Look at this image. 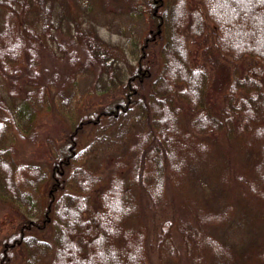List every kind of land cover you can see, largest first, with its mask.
<instances>
[{"label": "rangeland", "instance_id": "1", "mask_svg": "<svg viewBox=\"0 0 264 264\" xmlns=\"http://www.w3.org/2000/svg\"><path fill=\"white\" fill-rule=\"evenodd\" d=\"M44 1L51 8L57 5L52 25H56L58 29L57 37L53 41L47 40L48 43L39 48V82L50 92L42 93L45 89L36 90L30 96L31 88L22 74L9 76L4 72L5 66L16 59V53L12 49L9 50L8 59H0V151L3 155L5 151L8 152L6 154L15 163L14 166H22V171L18 172L16 178L29 173L24 168L25 165L47 171L60 151L67 150V143L72 136L69 134L74 132L75 139L72 138V141H76L79 147L86 146V163L80 166L83 170H88L93 176L91 178L100 179L107 187L115 188L116 179H123L125 176L135 178L137 183L134 184L128 203L133 215L126 222L143 236L146 264H211L214 255L209 248L205 249V245L188 246L189 243L186 245L184 238L195 235L196 227L199 228L198 221L202 222L203 217L209 214L214 217L225 205L230 207V219L224 217L207 222L204 225L207 233L215 239L224 237L235 251L240 247L246 249L244 259L248 264H264V184L254 182V185H250L259 175L258 167L254 169L255 176L248 186L239 183V179L247 183L248 171L244 169L251 168V163L244 162L243 152L237 145H230L234 142L232 138L218 131H210L208 126L203 127L205 124L200 119L195 121L187 118L189 114L173 111V114L176 112L174 130L181 135L186 129L189 136L184 141L178 136L174 142L167 141L161 136L159 115L160 111L167 108L163 104L155 105V102H151L153 98L149 94L143 96L140 89L137 95L139 98L132 102L135 107L132 112L122 117L118 110L113 112L117 104L122 102L123 95L120 93L121 86L115 81L116 84H112L106 70L112 68L117 77L125 74V80L136 69L137 60L133 59L134 54H130L128 48L131 45L130 38L136 40L135 55L144 56L143 63L146 67L152 65L153 61H157L156 65L160 63L162 66H170L172 58L167 52L166 56L160 52L163 49L158 42L162 38L167 39L163 29L169 32L173 30L174 17L169 15L175 14L174 6L161 11L158 7L163 4V0H85L91 9L86 8L84 11L82 7L69 5L67 0ZM4 2L5 0L2 4ZM202 2L203 0H188V7L201 9ZM218 2L222 7L231 3L230 0ZM232 9L237 13L235 8ZM163 13L168 18L164 16L165 20L161 25L158 20ZM128 20L132 21V28L125 25ZM123 24L127 27L124 30L119 27ZM250 28L249 25L245 27L246 30ZM91 37L100 41L98 51L103 52L98 56L97 69L89 63ZM256 37L257 35L254 36L255 39ZM208 38L211 41L213 37L208 34ZM187 40L192 59L198 61L202 56V45H199L201 41L198 42L189 35ZM84 43L87 46H83ZM106 48L113 53L110 60H105ZM114 52H117L116 55ZM226 56L227 61L222 60L225 66L222 71H216L217 76L212 63L207 61L205 65L212 72L208 81L207 98L215 105H220L222 97L231 93L233 65L231 57ZM100 66L103 67V72L98 77L97 70L99 71ZM121 70L124 73H120ZM158 78L159 75L155 72L139 80L144 88H148L146 94L150 92L151 85L152 90H157ZM138 88L139 84L135 89ZM10 93H15L16 96H11ZM26 100L31 102L27 104V110L21 108L23 113L17 114L21 116L18 117L16 112L19 108L15 107H20ZM8 108L14 110V114L8 112ZM103 108L114 114L109 117L104 115ZM97 109L102 115L90 118L84 125L77 127L85 115H97ZM142 110L145 113L141 114ZM146 114L148 115L143 118L142 115ZM13 116H17V119L15 117L13 120ZM157 143H162L169 150L164 151L167 162L160 163L157 184L154 183L155 176L148 170L149 166L142 165L143 171L148 173L147 177H151L148 178L150 183H142L141 177L136 178L139 174V160ZM195 157L198 158L197 161L194 160ZM198 161L199 165L190 180L186 172L190 163ZM1 170L4 174L7 173L4 168ZM77 185L71 181L69 187ZM2 187L4 185L1 184L0 188ZM252 188L259 190L262 197H258ZM52 190L50 184L45 187L42 184L37 194L45 199L46 195L52 194ZM9 195L6 199L0 198V254L5 253V245L13 246L16 243L17 239L13 240L14 230L20 228L18 225L21 222L18 216L20 210L16 207H24L21 203L11 201ZM11 203L16 207L6 206ZM43 207L41 204L40 213L26 220L33 221L36 218L37 221L44 222ZM45 215L47 218L48 214ZM164 237H167L165 241ZM17 251L20 263L24 264L26 251L22 248ZM164 252L172 256L168 258V262H165ZM225 252L232 255L230 247L225 248Z\"/></svg>", "mask_w": 264, "mask_h": 264}, {"label": "trees", "instance_id": "2", "mask_svg": "<svg viewBox=\"0 0 264 264\" xmlns=\"http://www.w3.org/2000/svg\"><path fill=\"white\" fill-rule=\"evenodd\" d=\"M3 1L0 0V59H8L10 49L16 53V59L11 60L6 65L7 68L5 66L4 72L9 76L22 74L31 88L30 96L36 90L42 89H45L42 93H49L48 88H44L39 82L41 78L39 48L44 47L48 43L47 40L53 41L57 37L58 29L56 25L52 26L57 5L51 8L44 0H5L2 4ZM67 1L69 5L82 7L84 11L86 8L91 9L90 4L88 8L85 0ZM218 1L203 0V8L190 9L188 0H163V4L158 7L161 11L173 6L176 11L175 14L169 15L174 17L172 32L163 29L167 39L162 38L158 42L159 47L164 50L160 52L163 55L165 53L164 56L167 52V55L172 58L170 66H162L160 63L156 65L157 61H153L152 65L146 67L143 63L144 56L135 55L136 40L130 38L131 45L128 48L130 54H134L133 59L137 60L136 69L125 80V74L117 77L112 68L109 67L108 71L106 70L112 84L117 82L121 86L120 93L123 95L122 102L117 104L113 112L116 113L118 110L121 117L132 112L135 109L132 102L139 98L137 95L140 89L143 91V96L149 94L150 98H153L151 102H155V105L163 104L167 108L159 114L162 125L161 136L167 141L174 142L177 136L184 141L189 136L186 129L182 133L178 131L181 135L174 130L176 112L173 114V111L189 114L187 118L195 121L202 120L205 124L203 127L208 126L210 131H218L231 137L234 142L230 145H237L243 152L244 162H250L251 168L244 169L248 171L246 174L248 180L245 183L239 179L242 186L249 185L252 177L255 176L253 171L256 167L260 169V172L250 185H254V182L264 184V0H230V5L226 4L223 7ZM232 7L237 13H234ZM164 13L158 20L161 25L165 20L164 16L167 15ZM131 22L128 20L125 25L132 28ZM125 25H120V29L127 28ZM246 25L251 28L246 30ZM186 30L188 32H185ZM208 34L213 37L211 41ZM67 35L70 36V34ZM188 35L198 42L201 41L199 45H202L200 53L202 56L198 61L191 57ZM95 38L91 37L89 40L92 44L91 47L89 46L92 50V52L89 50L92 57L89 63L97 69L98 56L103 52L98 51L101 43ZM84 44L83 46H87L86 43ZM106 53L105 60H110L113 53L107 48L104 49V54ZM114 53L116 55L117 52ZM226 55L231 57L233 65L231 93L222 97L220 105H215L210 99L208 100L209 97L207 98L208 81L212 72L210 73L205 65L208 61L214 65L215 73L222 71L225 66L222 60L227 61ZM99 68L98 77L103 72V67ZM155 72L159 75L157 90H152L153 85H151L150 92L146 94L145 91L148 88H144L139 80ZM120 73L124 71L121 70ZM137 83L139 88L135 89ZM10 95L16 96L15 93ZM31 100H26L20 107H15L19 108L16 115L23 113L21 111L23 107L27 110V104ZM11 101L14 102L13 99ZM7 110L14 114V110L9 108ZM102 112L108 117L114 114L111 110L107 112L104 109ZM102 112L97 109V115H85L77 127L84 125L90 118L94 119L99 114L102 115ZM142 113L145 112L142 110ZM147 115L142 116L144 118ZM17 116H13V120L15 117L17 119ZM156 118H158L157 114ZM69 135L72 136L67 143V150L60 151L59 156L53 160L47 171L25 165L24 168L29 173L26 172L18 178L16 175L22 171V166H14L15 163L6 154L7 151L4 149V155L0 151V185H4L0 188V198L6 199L10 194L11 201L15 204L21 203L23 208L16 207L12 203L6 206H13L20 210V212L16 210L20 223L27 222L23 223L22 227L19 223L20 228L14 230L13 240L17 239L16 243L13 246L5 245V253L0 254V264H21L18 248L26 251L24 264H146L145 253L143 255V236L126 222L127 218L133 215L128 203L133 194L134 184L137 183L135 178L125 176L123 179H116V188L107 187L108 185L100 179L91 178L93 176L88 170L85 171L80 166L86 163L84 156L86 146L79 147L76 141H72V138L75 139L74 132ZM155 147L139 160V174L136 178L141 177L142 183H150L151 178L147 177L148 173L143 171L142 165L149 166L148 170L155 176L154 183L157 184L160 163L167 162V159H164L166 157L164 151H169L167 147L162 143H157ZM194 160L197 161L198 158L195 157ZM156 161L157 163H154ZM75 164L79 166L74 167ZM198 165L199 161L190 163L186 172L190 180ZM3 168L6 174L1 170ZM119 171L120 169L117 172ZM71 181L78 185L69 187ZM42 184L44 187L49 184L53 187L52 194L46 195L45 199L37 194ZM252 191L258 194V197H262L259 190L252 188ZM40 202L44 206L45 221H37L36 218L33 221H27V218H33L40 213ZM219 210L214 217L209 214L203 217L202 222L198 221L199 228L196 227L195 235L185 237L184 242L192 247L194 244L195 246L205 245V249L209 248L214 255L211 264L212 261L214 264H248L244 259L246 249L240 247L235 251L224 237L215 239L207 233L204 227L208 224L207 222L211 223L212 220L224 217L230 219L229 206L225 205ZM45 214H48L47 218ZM164 238L163 241L167 239V237ZM229 247L233 256L229 254L228 256L225 252V248ZM164 253L165 262H168V258L172 256ZM230 256L234 258V261L233 258L230 259Z\"/></svg>", "mask_w": 264, "mask_h": 264}]
</instances>
